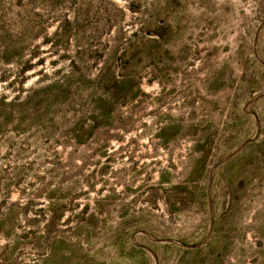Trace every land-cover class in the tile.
<instances>
[{
  "label": "rangeland",
  "instance_id": "1",
  "mask_svg": "<svg viewBox=\"0 0 264 264\" xmlns=\"http://www.w3.org/2000/svg\"><path fill=\"white\" fill-rule=\"evenodd\" d=\"M35 14L0 57V264H264V0H0Z\"/></svg>",
  "mask_w": 264,
  "mask_h": 264
},
{
  "label": "trees",
  "instance_id": "2",
  "mask_svg": "<svg viewBox=\"0 0 264 264\" xmlns=\"http://www.w3.org/2000/svg\"><path fill=\"white\" fill-rule=\"evenodd\" d=\"M38 15V14H37ZM36 14L35 17H30L26 15L25 17L20 19H16L14 23H7L5 22V18L0 16V50L1 59L6 63L16 62L19 57L23 54L22 51L31 44L32 42L38 40L41 37L44 29L46 28V20H42L37 18ZM61 30V26L57 27V31ZM49 38L44 37L41 43L48 44ZM40 47L37 46L35 50H32L29 56V59L26 63L22 66L20 73L23 74L30 68L36 65H42L43 71L45 68V58L39 55ZM36 60L33 62V59ZM57 61L52 62V64H56ZM2 81H8L9 78L7 76L1 77ZM13 81H9L7 84H12ZM56 84H52L50 86H55ZM61 92V91H60ZM62 98V94L57 95L55 100L57 103L60 104ZM9 99L7 95H0V103H5V101ZM21 99L20 93L14 94L10 104L17 103ZM12 114L17 113L16 110L11 111ZM11 117V116H10ZM4 110H0V128L8 121Z\"/></svg>",
  "mask_w": 264,
  "mask_h": 264
},
{
  "label": "water",
  "instance_id": "3",
  "mask_svg": "<svg viewBox=\"0 0 264 264\" xmlns=\"http://www.w3.org/2000/svg\"><path fill=\"white\" fill-rule=\"evenodd\" d=\"M261 97V96H260ZM259 98V97H258ZM257 98V99H258ZM256 99V100H257ZM249 142V141H248ZM248 142H246L245 144H243L235 153L231 154L228 158H226L225 160L231 158L232 156H234L237 152H239ZM225 160L221 161L218 165H220L221 163H223Z\"/></svg>",
  "mask_w": 264,
  "mask_h": 264
}]
</instances>
